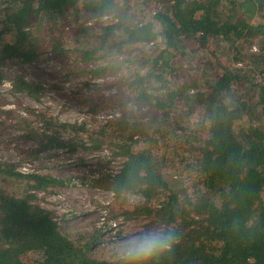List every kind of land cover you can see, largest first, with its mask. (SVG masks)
Segmentation results:
<instances>
[{
	"label": "trees",
	"instance_id": "16d2710c",
	"mask_svg": "<svg viewBox=\"0 0 264 264\" xmlns=\"http://www.w3.org/2000/svg\"><path fill=\"white\" fill-rule=\"evenodd\" d=\"M50 54L75 62L85 84L109 78L95 88L113 92L81 101L120 115L64 121L28 106L22 136L37 146L22 151L82 162L105 149L75 179L111 192L113 217L141 219L138 230L178 228L174 253L155 264H264V0H0V83L3 67ZM11 91L38 100L46 87L16 74ZM69 180L0 158V264H114L92 252L111 222L70 237L41 204Z\"/></svg>",
	"mask_w": 264,
	"mask_h": 264
},
{
	"label": "rangeland",
	"instance_id": "374dc122",
	"mask_svg": "<svg viewBox=\"0 0 264 264\" xmlns=\"http://www.w3.org/2000/svg\"><path fill=\"white\" fill-rule=\"evenodd\" d=\"M63 22L65 19H59L58 28H61ZM49 26L54 28V25ZM140 45H134L133 50ZM58 55L50 54L44 60L3 67L6 77L0 83V158L17 161L19 167L29 162L38 171L51 173L60 178H70L68 184L60 187L58 191L41 192V204L56 210L60 229L70 237L92 236L98 233L99 228L103 227L106 221H116V225H107L106 229L98 233L92 246L95 256L113 257L114 243L138 230L142 220L114 218V213H118L122 206L119 203H113L112 193L83 186L75 179L84 175L89 176L96 167L94 162L105 153L107 154V151L99 149L82 152L86 158L82 162L77 159L75 153L59 148L47 149L36 158H30L25 151H22L23 148L37 146L34 140L22 136L25 130L22 128L21 118L28 115L26 107L46 108L51 114L64 121L82 120L91 117L85 115L88 106L81 101L83 97L95 96L97 93L108 95L113 92V89L108 86L95 88L97 82H107L109 78L105 80L95 78L92 85L85 84L87 77L80 74L74 67L75 62L65 61ZM69 57H65L66 60ZM16 74H23L27 79L40 81L46 87V92L41 95L43 98L37 100L26 92H12V81ZM127 107L137 116H149L152 111L133 103H129ZM115 109L117 108L112 105H105L93 114L95 115L93 117L102 121L100 113ZM116 164L117 162H112L111 165L116 166ZM136 200L132 196L127 203ZM103 215L104 221L101 218Z\"/></svg>",
	"mask_w": 264,
	"mask_h": 264
},
{
	"label": "clouds",
	"instance_id": "9594fccd",
	"mask_svg": "<svg viewBox=\"0 0 264 264\" xmlns=\"http://www.w3.org/2000/svg\"><path fill=\"white\" fill-rule=\"evenodd\" d=\"M134 203L139 204V201ZM179 242L176 226L165 224L144 227L114 243V264H155L159 259L174 253Z\"/></svg>",
	"mask_w": 264,
	"mask_h": 264
},
{
	"label": "built area",
	"instance_id": "2783aa9c",
	"mask_svg": "<svg viewBox=\"0 0 264 264\" xmlns=\"http://www.w3.org/2000/svg\"><path fill=\"white\" fill-rule=\"evenodd\" d=\"M85 115L87 117H89V116H95L92 113L88 114V112H86ZM118 115H120V112L117 109H115V110H110V111L109 110L108 111H103L102 113H100L99 116H101V118H103L102 121H105V120H107V119H109L111 117L118 116ZM19 169L22 170V171H24V172H28V171L35 170L33 168V166H31V164L29 162H26L25 164H23V166L19 167ZM101 218L104 221V219H105L104 215ZM111 223H112V225H116L117 224L116 221H111Z\"/></svg>",
	"mask_w": 264,
	"mask_h": 264
}]
</instances>
